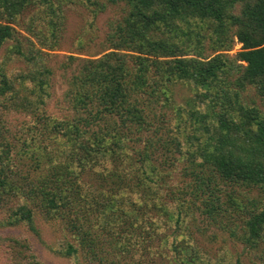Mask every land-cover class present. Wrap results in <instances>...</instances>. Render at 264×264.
I'll list each match as a JSON object with an SVG mask.
<instances>
[{
    "label": "trees",
    "instance_id": "1",
    "mask_svg": "<svg viewBox=\"0 0 264 264\" xmlns=\"http://www.w3.org/2000/svg\"><path fill=\"white\" fill-rule=\"evenodd\" d=\"M236 39L234 57L210 58ZM183 86L196 95L186 106ZM247 91L264 102V0H0V226L61 224L53 251L69 264H148L175 221L176 264H244L199 245L220 226L254 264L264 112ZM7 240L11 264H44L28 240Z\"/></svg>",
    "mask_w": 264,
    "mask_h": 264
},
{
    "label": "rangeland",
    "instance_id": "2",
    "mask_svg": "<svg viewBox=\"0 0 264 264\" xmlns=\"http://www.w3.org/2000/svg\"><path fill=\"white\" fill-rule=\"evenodd\" d=\"M109 16L110 15L107 14L101 18L100 24H99L101 32L106 31V22ZM69 17H70V22H69L70 33H73L74 30H76L78 24H81V20L77 15H74V14L69 15ZM208 42H210V38ZM209 48H210V45L207 46V49ZM66 49L68 48H62L59 51L53 52V53L65 54ZM241 49H242V44H240L236 39V43L232 50L219 51L213 54L212 56H210V58L218 54H221V53L229 54V56L234 57L239 51H241ZM46 52L49 54L50 53L52 54L51 50H48ZM100 52H101V49L97 47V48L91 49L89 53H86V55L96 57L100 55ZM64 77L65 75L62 71L58 73L55 79L56 80V93H58L59 95L63 94L67 90V86L65 83L66 79ZM195 96H196L195 92L191 91V89L189 90L188 88L185 90L184 86L175 89V101L179 105L184 104V106H186L187 101L192 100ZM252 96L254 99L253 101L252 99H250ZM243 98L247 100L248 102H250L251 104H253L252 102H255V104L253 105L258 107L261 111L264 112V102L262 101V99L259 97L258 94H256L255 92H253L252 94L247 91L244 93ZM162 110L166 111V113H164L163 115H165L169 119V122H168L169 124L167 123V125L170 126L169 128L172 129V127L176 126L177 118H178L175 109L172 110V109L164 108ZM163 115H161V117H163ZM260 194L262 193L256 190L253 194H250L249 196L250 198L254 200V202L258 204V202H260L263 199V195H260ZM1 218L2 216L0 214V221H1ZM225 222H228V220H225ZM234 222L239 226L240 224H242V221L239 220L237 216H234ZM168 223L170 222H165V223L162 222L160 225L161 226L160 230H159V232H161L163 236H169V238L167 239V245L166 247H163V250H162V246L159 243L160 238L158 236H155V238L153 239V241L155 242L154 246L159 249L157 251L152 250L153 258L149 259L148 264H176L175 262L176 258L175 256H173L175 254L174 247L178 246L179 243H176L173 240L176 237V240L178 242H182V241L179 240L178 234L176 233L177 225L175 224V221L167 225ZM61 230H62V226L61 224L57 222L40 223V226H39L40 234L39 235L29 232V230L24 227H19V226L18 227H1L0 226V264H11V259H10V251H11L10 248L11 247L9 243L7 242L8 238H15L17 240L18 239L28 240L29 244L31 245L32 253H34L39 258V260L42 261L44 264H69L66 258H64L63 256L53 251L54 247L58 246L59 244ZM206 230L207 232H205L204 235L200 234L198 236L199 245H201L204 252L205 251H207L208 253L209 251L212 252L214 256L213 258L221 257V256H217L218 254L222 256H224L225 254L227 256L233 255L235 258L239 257L240 260L244 262V264H252L250 259H254L255 256L250 255L249 251H243L245 250L244 249L245 246L241 243L242 241L241 239H239V237H238V240L237 238H233L230 240L228 238L227 243H225L224 245L223 242L221 241L222 239L221 234L224 233L226 229L220 226H209ZM170 235L172 236L170 237ZM260 246H264V245L261 244ZM257 251L255 250V252L253 253L257 252L256 257L258 258V260H253V263L254 264H264V250L259 248ZM161 252L164 253L163 256L161 255ZM228 258L229 257H227V259Z\"/></svg>",
    "mask_w": 264,
    "mask_h": 264
}]
</instances>
